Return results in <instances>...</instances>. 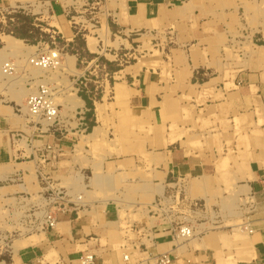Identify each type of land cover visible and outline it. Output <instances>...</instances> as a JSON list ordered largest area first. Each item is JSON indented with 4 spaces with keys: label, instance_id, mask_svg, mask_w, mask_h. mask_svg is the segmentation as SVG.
I'll return each instance as SVG.
<instances>
[{
    "label": "crops",
    "instance_id": "1",
    "mask_svg": "<svg viewBox=\"0 0 264 264\" xmlns=\"http://www.w3.org/2000/svg\"><path fill=\"white\" fill-rule=\"evenodd\" d=\"M38 2H50L59 11H66L63 0ZM101 2L103 12L115 27L130 33L143 31V35L157 40L160 51L166 52L159 65L148 61L128 66L130 71L126 72L125 80L117 82L127 89L135 126H153L162 118L167 100L180 101L185 95L206 120L203 132L216 137L201 147L190 143L183 146L179 141L186 136L172 140L169 120L165 135L159 132L141 136L142 139L121 145L111 142L116 132L112 126L110 130L105 128L110 133L106 143L114 146L112 152L110 147L93 149L89 144H80L83 125L90 129L98 121L91 96L82 98L84 118L76 120L78 129L73 135L61 132L62 137L58 130L54 133L40 130L32 120L22 123L11 106L4 116L6 122L0 125V162L18 165L27 151L17 147V142L19 136L26 137L30 148L27 157H31L37 169L42 167L44 172L56 176L57 187L71 195L56 207L57 224L46 234L42 245L22 250L18 255L20 263L80 264L83 255L92 253L93 264H145L153 255L170 252L173 264H232L233 260L236 264H264V151L250 138L246 143L251 160L243 170L234 157L224 163L227 139L233 141V155L247 147H238L236 133L239 130L250 135L259 117L257 107L264 110V67L257 68L254 60L242 63L235 57L228 58L224 47L235 37L238 23L264 21V0ZM242 32L248 33L246 29ZM256 41L254 38L253 44ZM180 70L186 72L187 79H177ZM106 114L109 118L108 111ZM135 133L143 132L136 129ZM39 140L45 144L34 145ZM48 144L58 150L56 161L43 162L40 158L41 150ZM223 175L231 187L229 196L233 204L226 212H221L220 205L212 204L211 208L219 213L213 216L206 200L212 196L209 191L225 188ZM67 180L73 182L72 187L65 185ZM180 181L184 183L185 194L192 199L189 204L192 209L195 201L205 204L200 208L198 223L193 225L190 221L194 236L183 240L177 238V230L188 221L171 225L152 209ZM193 186H199L200 190L192 191ZM246 194L255 197V209L247 211L243 218L254 232L249 233L243 246L233 237L225 243L224 235L234 234V226L226 222L234 220L238 198ZM75 195L82 196L77 205ZM213 224L215 228L210 231L209 225ZM16 263L17 259L12 260V264Z\"/></svg>",
    "mask_w": 264,
    "mask_h": 264
},
{
    "label": "rangeland",
    "instance_id": "2",
    "mask_svg": "<svg viewBox=\"0 0 264 264\" xmlns=\"http://www.w3.org/2000/svg\"><path fill=\"white\" fill-rule=\"evenodd\" d=\"M63 2L66 8L65 13L53 7L50 2L42 3L38 2V0L0 1V51L7 50L4 36L10 35L22 39L29 46V51L33 52L32 54L38 51H48L49 49L56 51L58 49L61 52V64H71L72 60H75L74 66L68 65L74 69L73 72H69L64 69V66L60 65L50 69L37 68L29 62V55L28 57L15 54L10 56L8 60L11 59L12 62L17 63L18 72L12 76L5 74L0 80V125L6 122L4 116L10 111L11 106L15 108L17 118L22 123L28 124L29 121L33 120L29 117L27 109L22 104H26L28 94L42 80L51 83L52 87L59 91L56 94V99L62 104L63 124L62 128L58 130L61 137L68 133L73 135L74 133L72 134V132L78 129L79 126L75 114L77 108L84 105L72 110L65 105L66 103L64 104L68 96L66 91L69 87L67 89V86L74 88L73 90L81 98L84 96L93 98L91 101L94 104L92 110L93 113L98 114V121L94 122L93 126H97V128L91 127L88 129L87 124L83 125L85 131L80 132L79 135L81 145L89 144L93 149L110 147V151L113 152L115 150L114 148L111 149V147L114 146L107 144L108 142L106 143L110 136V133H106V127L109 130L112 126L116 128L115 139L111 140V142L122 145L133 143L135 139H142L143 137L141 136L145 138L151 134L154 136L156 135L155 133L159 132L165 135L169 120L172 121L169 127L172 133L170 136L172 140L176 138L182 139L183 136H186L185 140L179 141V144L183 146L190 143L201 147L208 142L210 144L214 141L213 138L216 136L203 132L207 123L205 119H202V112H197V107L190 104V97L185 95L181 96L180 101L167 100L163 105L162 118H159V121L153 126H149V128L135 126L127 89L124 85L117 82L125 80L126 72L130 71L128 66L136 63L141 65L148 61H151L152 65H159L160 60L166 55L165 50L160 51V46L156 45L157 40L154 41L151 35H143V31L130 33L115 27L114 23L103 12L101 0H63ZM262 14H264V11ZM238 26L240 31L239 29L236 30L235 37L229 44L226 43L224 47L227 57H235L242 63L248 62L249 59L254 60L257 62V68L258 66L264 67V21H246L238 23ZM242 29H246L248 33H243ZM255 35L257 36L254 37ZM254 38L257 40L256 44H253ZM70 56L72 60H70ZM180 72L181 74L177 75V79L180 81L187 79V77L185 78L186 72L184 70H180ZM228 74L229 71L226 72V76ZM9 77L17 81L19 79L21 85L30 87L29 92L23 99L21 98L22 100L16 97L17 85L14 86L12 84L10 86L12 82ZM260 108L257 107L259 117L256 124L252 123V125L255 124L252 133L250 135L242 134L239 130L236 133L238 147L245 145L247 147L238 149L237 154L233 155L235 152L232 149L233 141L227 139L226 146L228 145V149L224 151L226 152L225 164L234 157L236 162H240L239 169H244L245 164L251 160L248 143H246L250 138L256 140V145L260 151H264V110H260ZM107 111L110 115L109 118L105 117ZM236 124H240L237 119ZM43 125L45 129L46 124L44 122ZM187 125L189 126L188 128H186ZM0 128L2 130L1 126ZM23 128L26 131V127ZM136 129L143 133H135ZM92 132L96 136L94 134L89 136ZM19 138L17 147L24 148L27 151L24 158H19L18 165L13 162H0V264H12V260L19 259L16 256L28 246L31 247L38 243V245H42V240L46 239V234L51 232L50 229H52L47 228L45 215L51 210L55 211V206L59 204L53 203V200L48 198L49 190L46 189L48 186L46 181L48 179L43 180L40 177L37 172V165L31 161V157H27L30 152L28 139L22 136H19ZM8 144L11 143L8 142ZM12 144L15 143L12 142ZM43 144L45 143L41 140L34 142L36 146ZM220 153L222 154L221 149ZM52 165L56 164L52 163ZM54 168L53 166L52 169L55 170L56 168ZM45 172V176L50 177L52 175L51 172ZM52 176L54 178L50 177V184L52 187H57V177ZM223 177L225 181L227 176L223 175ZM225 182L224 189L216 188L218 191H209L212 196L206 201L209 212L213 216L219 215V213L211 208L212 204L220 205L221 212H226L233 204V200L229 196L232 191L230 190L231 187H229L227 181ZM72 184L73 182L70 180L65 183L67 187H72ZM208 186H211V183ZM184 188L182 181L172 185L158 201L159 205L152 207L164 217L168 224L181 225L185 221H191L193 225L198 223L201 209H192L190 207L189 204L192 199L188 193L185 194ZM193 190L198 192L200 187L193 186ZM233 192L239 193V191ZM215 195L220 197L217 198ZM238 202L242 203L243 199L238 198ZM240 203L237 210L235 209L234 211L236 215L234 220L226 222V225L234 226V234L232 236L225 234L224 238H226L225 243H227V238L233 237L235 241L243 246L248 239L249 232L248 230L240 232L241 230L238 228L245 221L243 219L245 212L241 210ZM158 207H160V210ZM209 227L210 231H212V228H215V224L209 225ZM28 236L31 237L28 238ZM35 236L38 240L34 238ZM32 238L37 242H32ZM23 239H27V241L30 239L29 242L32 243L30 244L26 241L27 244H23L25 243ZM20 242H23V245ZM19 243L21 247L17 248L16 246ZM13 244L16 245L14 246ZM241 250L242 247L238 252ZM19 262L17 261L16 264H20ZM232 262L236 264L234 260Z\"/></svg>",
    "mask_w": 264,
    "mask_h": 264
},
{
    "label": "built area",
    "instance_id": "3",
    "mask_svg": "<svg viewBox=\"0 0 264 264\" xmlns=\"http://www.w3.org/2000/svg\"><path fill=\"white\" fill-rule=\"evenodd\" d=\"M49 49L48 51H38L29 58V62L40 69H50L56 68L61 63V52L56 49ZM4 73L7 75H14L18 72L17 67L13 65L11 59L7 60L4 63ZM30 85V83H28ZM77 84V83H76ZM59 91L55 87H52L51 83L40 80L36 85V88L31 91L26 98V109L32 122L40 127V130L44 132L54 133L57 130H60V127L63 124L61 107L62 104L59 103L56 99V94ZM75 118L82 120L84 118V109L78 107L76 110ZM43 122L46 124L44 129ZM42 128V129H41ZM58 150L53 145H46L40 152V158L43 159V162L56 160L58 158ZM37 172L43 180H47L48 184L47 190H49V199H52L53 203H59L56 207H60L62 202L66 197H70L69 192H63L62 189L58 187H52L50 184V177L45 176L43 168H38ZM74 205H77L82 200V196L75 195ZM243 202L240 204L241 210L247 214V211H252L255 209V197L254 194H246L242 198ZM56 200V201H55ZM63 205V204H62ZM204 203L201 201H195L193 203L194 208L204 207ZM45 220L47 228H54L57 224V217L54 214V210L47 212L45 215ZM245 225L249 233H253L254 229L250 227V223L246 220L242 223ZM195 234L194 227L191 225V222L188 221L186 224L178 227L177 238L189 239ZM125 259H128V256H125ZM94 263V254L87 253L83 255L80 259V264H93ZM145 264H173V257L170 252H163L153 255L148 259Z\"/></svg>",
    "mask_w": 264,
    "mask_h": 264
},
{
    "label": "bare ground",
    "instance_id": "4",
    "mask_svg": "<svg viewBox=\"0 0 264 264\" xmlns=\"http://www.w3.org/2000/svg\"><path fill=\"white\" fill-rule=\"evenodd\" d=\"M4 41H5V47L7 48V50H5V51H3V50H1L0 51V80H1V78L2 77H4V75H5V73H4V63L8 60V58L10 57V56H12L13 54H15V55H19V56H21V55H23L24 57H28V55H29V57L31 56L30 54H32L30 51H29V46H27L24 42H23V40L22 39H20V38H15V37H12V36H10V35H5L4 36ZM92 41V40H91ZM90 41V42H91ZM93 42V41H92ZM93 44H94V42H93ZM88 45H90V44H88ZM90 47V46H89ZM94 48H95V46H94ZM93 48V49H94ZM33 49V48H32ZM33 55V54H32ZM6 57H7V59H6ZM29 57H28V60H29ZM70 60H72V58H71V56H70ZM74 61L75 60H72V62H71V64H69L68 62V64L67 65H63V64H59L60 66H64L65 68L64 69H66L67 71H69V72H73L74 71V69L73 68H71L70 66H68V65H72V66H74ZM16 62H17V60H16ZM29 63V62H28ZM17 63H14L13 62V65L15 66V67H17V65H16ZM140 67V66H139ZM36 72V71H35ZM34 73V72H33ZM7 75V74H6ZM7 76H10V75H7ZM9 78H11V84H10V86H12V84H14V86L15 85H17V89H16V97L18 98V99H23V97L27 94V92H29V89H30V87H26V86H24V85H21L20 83L21 82H19V79H18V81L17 80H15V79H12V77H9ZM68 87H69V89H68ZM67 91L66 92H68V96H67V98H66V100H65V102H64V104L65 105H67V107L69 108V109H75L76 107H78V106H80V105H83L84 104V101H83V99L79 96V95H77L76 94V92H75V90H73L70 86H67ZM21 99V100H22ZM22 102V101H21ZM23 105V107H25L26 108V104L24 105V103L22 104ZM66 107V108H67ZM97 128V126L95 127V129ZM94 133L92 132V133H90L89 134V136H92ZM95 135V134H94ZM96 136V135H95ZM90 138V137H89ZM195 182V181H194ZM196 183H197V181H196ZM107 192V191H106ZM40 215V214H39ZM41 219V218H40ZM69 228V227H68ZM239 229L241 230L240 232H243V231H246L247 229L245 228V225H240L239 226ZM34 235V234H33ZM38 235V234H37ZM43 235V234H42ZM31 236H28V238H30ZM39 237V236H38ZM23 238V237H22ZM36 240H38L37 238H36V236L34 237ZM34 238H32L33 240H31L32 242H37L36 240H34ZM42 238H44V237H42ZM46 238V237H45ZM22 240V239H21ZM25 239H23V241H24ZM39 240H42V239H39ZM44 240V239H43ZM42 240V241H43ZM26 241H27V239L24 241L25 243H23V244H27V243H32V242H29L30 241V239L27 241V243H26ZM21 243V242H20ZM20 243H19V245L18 246H16L17 248L20 246L21 247V245H20ZM21 243V244H22ZM22 244V245H23ZM14 245V244H13ZM16 245V244H15ZM14 245V246H15ZM29 245V244H28ZM27 245V246H28ZM13 247V246H12ZM29 247V246H28ZM13 249H14V251H15V248L13 247ZM17 251V250H16ZM16 257H18V256H16ZM17 261L19 262V259H17ZM2 263V262H1ZM20 263V262H19ZM233 263V262H232ZM20 264H22V263H20ZM234 264V263H233Z\"/></svg>",
    "mask_w": 264,
    "mask_h": 264
}]
</instances>
